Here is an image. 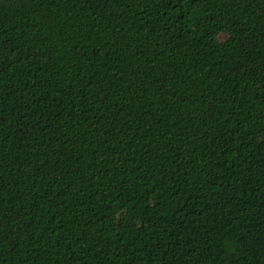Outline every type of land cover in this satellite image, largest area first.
<instances>
[{
	"label": "trees",
	"instance_id": "trees-1",
	"mask_svg": "<svg viewBox=\"0 0 264 264\" xmlns=\"http://www.w3.org/2000/svg\"><path fill=\"white\" fill-rule=\"evenodd\" d=\"M0 264H264V0H0Z\"/></svg>",
	"mask_w": 264,
	"mask_h": 264
}]
</instances>
